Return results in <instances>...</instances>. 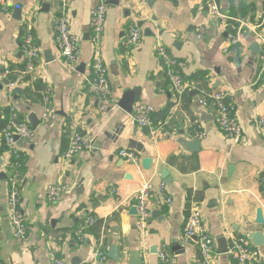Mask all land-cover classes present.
Here are the masks:
<instances>
[{"label":"crops","instance_id":"1","mask_svg":"<svg viewBox=\"0 0 264 264\" xmlns=\"http://www.w3.org/2000/svg\"><path fill=\"white\" fill-rule=\"evenodd\" d=\"M105 1L101 52L110 88L106 99L89 94L85 84L91 72L90 15L96 0H9L8 11L0 14V72L12 68L16 81L11 94L0 85V116L11 106L35 127L30 140L18 143L24 156L19 203L28 227L24 244L16 242L9 222L7 155L0 154V264H89L98 250L106 256L101 264H129L132 252L143 263L160 264L162 250L169 264H206L195 243L179 242L193 205L201 209L205 231L215 242L208 264H231L230 240L251 235L249 243L264 264V128L257 125L264 109V68L254 34L264 31L259 27L264 0H217L232 19L226 30L192 0ZM61 13L80 48L74 68L60 58L55 40L54 24ZM25 25L40 51L36 70L27 75L20 68L25 63L20 47ZM130 25L141 29L143 39L126 49ZM199 27L205 31L200 38ZM228 30H239L235 45L227 42ZM157 40L181 63L188 93L195 92L191 105L182 101L183 95L175 96L166 79L154 55ZM46 91L50 113L43 120ZM213 91L231 96L242 131L239 144L223 137L215 110L202 108L197 100L202 92ZM123 98L154 109V133L130 124ZM195 120L205 132L198 141L189 134V122ZM76 133L85 147L67 162L63 154ZM122 149L134 152L139 165L121 160ZM145 159L150 163L143 167ZM144 181L159 193L164 184L171 202L159 208L151 199L148 226L141 231L133 210ZM59 184L67 191L51 203L46 190ZM258 211L263 224L256 223ZM88 217L99 222L97 236L83 228ZM113 246L117 262L107 258Z\"/></svg>","mask_w":264,"mask_h":264},{"label":"built area","instance_id":"2","mask_svg":"<svg viewBox=\"0 0 264 264\" xmlns=\"http://www.w3.org/2000/svg\"><path fill=\"white\" fill-rule=\"evenodd\" d=\"M166 1V0H163ZM96 6L91 11L90 15V29L91 37V72L85 79L86 89L89 94L97 99H106L110 94L109 83L107 80V68L104 64L101 52V37L104 31L107 3L105 0H96ZM193 4L207 9V14L215 25L220 26L226 30L228 23L232 20L225 15L217 0H192ZM9 8V0H0V14L6 13ZM264 26V16L259 24V27ZM198 37L204 35V29L199 27L197 30ZM55 40L58 45L60 58L71 68L77 64L80 56V48L76 37L70 31L65 15H61L56 19L54 24ZM260 42L259 59L264 68V31L254 32ZM240 37L239 30L237 32L227 33V42L230 45H235ZM143 39L141 29L135 25H130L127 31V36L123 42L126 49L135 48L140 45ZM21 54L24 58L25 68L24 74H32L37 67L40 51L37 48L32 31L29 26L25 25L21 32ZM154 55L160 63V67L172 87L175 96L179 99L184 93L190 90L179 73L181 63L173 58L167 49L157 40L154 47ZM9 72H0V85H4L6 92L12 93L16 86V81L7 80ZM50 91H46L43 95V102L45 110L43 120L48 119L50 113L47 104L49 102ZM209 98L212 102H206ZM202 108H213L216 113L215 121L226 140L231 141L233 144H239L242 140V131L234 115V106L231 96L227 92L213 91L212 93L202 92L197 98ZM9 124L0 133V145L5 147L7 155L4 164V171L6 174V182L8 187L7 195V209L8 217L13 235L17 243L24 244L27 239L28 227L22 211L20 210V185H21V169L23 166V154L18 147L20 141L30 140L33 137V130L24 121L19 118L15 109L9 106ZM154 109L150 106L137 104L133 106L132 112L129 114L130 124L139 128L147 129L150 133H154L155 126L152 120ZM257 125L264 128V109L258 116ZM190 137L194 139H202L205 132L202 130L197 120L189 122ZM85 147L83 137L76 133L72 136L69 147L63 154L65 161H72L77 154H79ZM118 156L126 163L138 166L139 159L136 154L128 150H119ZM67 191V186L59 184L48 186L46 190L47 199L51 203H56L62 194ZM160 193L157 192L151 181H144L136 192V218L139 230L144 231L148 226L150 218L149 201L153 199L157 207L161 208L168 205L171 200L164 193V184L160 185ZM95 219L88 217L84 221L83 228H89L94 225ZM77 238L80 240L82 230L76 233ZM182 246L195 243L198 253L204 263L211 262L212 255L215 252L214 239L205 231L202 212L197 205L190 208L186 224L183 232L179 238ZM229 254L231 257V264H262L258 253L246 238H233L230 240ZM146 251H144V254ZM160 264L168 263V254L166 250L158 253ZM105 253L98 250L95 253V262L89 264H101L105 262ZM57 264H63L57 262ZM147 264V263H143Z\"/></svg>","mask_w":264,"mask_h":264},{"label":"water","instance_id":"3","mask_svg":"<svg viewBox=\"0 0 264 264\" xmlns=\"http://www.w3.org/2000/svg\"><path fill=\"white\" fill-rule=\"evenodd\" d=\"M228 31H230V30H228ZM190 95L191 96H195V92L191 91ZM123 101H124V103L126 105V106H123V107H125V109L128 110V113L130 114L132 112V109H133L132 102L128 103V101H126V98H123ZM34 128L35 127L32 124L31 129L33 130ZM195 141H198V139H195ZM149 163H150V160L149 159H145V160H143L142 165H143V167H146L147 165H149ZM229 170H231V168ZM2 176H3V174H2ZM162 176H163V182L166 184L167 183V177H166V175H162ZM3 178H5V176H3ZM133 213L136 214V209L135 208L133 210ZM256 223L257 224H263L261 211L257 212ZM258 238H260V236H258ZM248 239L251 241V243H253V235L249 236ZM151 253L156 254L157 252H156V250H152ZM107 258L109 260H112V261H116V262L119 261V253H118L117 249L114 246L111 247V249L109 250V252L107 254ZM129 264H143L141 256H140V254L138 252H132L130 254V256H129Z\"/></svg>","mask_w":264,"mask_h":264},{"label":"trees","instance_id":"4","mask_svg":"<svg viewBox=\"0 0 264 264\" xmlns=\"http://www.w3.org/2000/svg\"><path fill=\"white\" fill-rule=\"evenodd\" d=\"M20 68H21V70H24L25 65L23 64ZM8 72H9V74L7 75V80L13 81L15 77L12 75V72H13L12 71V68H9L8 69ZM198 78L200 79V81L203 80V77L202 76H199ZM203 88H206V86L203 85ZM197 92H198V90H197ZM184 100L186 102V105L187 104L188 105H191L192 97L189 95L188 92H186L185 94H183L182 101L184 102ZM206 102H208L209 104H211L212 101L209 98H206ZM186 105L184 106L185 108H186ZM9 111H10L9 107H5L3 109V111H2V114L0 116V133L9 124V122H10ZM4 152H5V147L3 146V144H1L0 145V154L1 153H4ZM261 190H262V188H261ZM98 224H99V222H97L94 225L90 226L89 227V233H92L93 235L97 236L98 231L96 230V228L98 227Z\"/></svg>","mask_w":264,"mask_h":264}]
</instances>
